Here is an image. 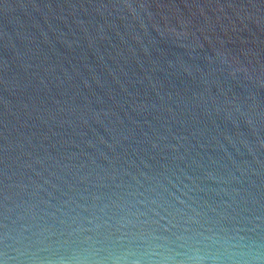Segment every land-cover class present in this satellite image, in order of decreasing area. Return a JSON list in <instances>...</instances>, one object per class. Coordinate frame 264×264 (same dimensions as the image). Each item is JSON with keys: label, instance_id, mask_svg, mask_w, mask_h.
Masks as SVG:
<instances>
[{"label": "water", "instance_id": "1", "mask_svg": "<svg viewBox=\"0 0 264 264\" xmlns=\"http://www.w3.org/2000/svg\"><path fill=\"white\" fill-rule=\"evenodd\" d=\"M0 264H264V0H0Z\"/></svg>", "mask_w": 264, "mask_h": 264}]
</instances>
